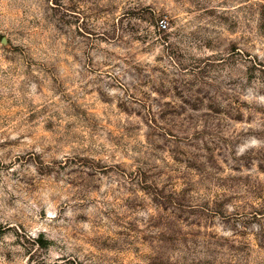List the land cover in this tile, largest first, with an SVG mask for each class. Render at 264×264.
<instances>
[{
    "label": "rangeland",
    "instance_id": "obj_1",
    "mask_svg": "<svg viewBox=\"0 0 264 264\" xmlns=\"http://www.w3.org/2000/svg\"><path fill=\"white\" fill-rule=\"evenodd\" d=\"M0 264H264V0H0Z\"/></svg>",
    "mask_w": 264,
    "mask_h": 264
},
{
    "label": "built area",
    "instance_id": "obj_2",
    "mask_svg": "<svg viewBox=\"0 0 264 264\" xmlns=\"http://www.w3.org/2000/svg\"><path fill=\"white\" fill-rule=\"evenodd\" d=\"M160 24H161V26L166 27V21L165 20L162 19Z\"/></svg>",
    "mask_w": 264,
    "mask_h": 264
}]
</instances>
